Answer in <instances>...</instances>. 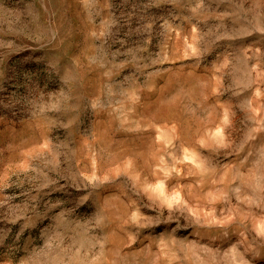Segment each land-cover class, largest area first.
<instances>
[{
    "label": "rangeland",
    "instance_id": "374dc122",
    "mask_svg": "<svg viewBox=\"0 0 264 264\" xmlns=\"http://www.w3.org/2000/svg\"><path fill=\"white\" fill-rule=\"evenodd\" d=\"M0 264H264V0H0Z\"/></svg>",
    "mask_w": 264,
    "mask_h": 264
}]
</instances>
